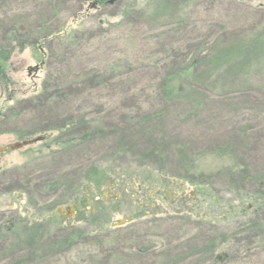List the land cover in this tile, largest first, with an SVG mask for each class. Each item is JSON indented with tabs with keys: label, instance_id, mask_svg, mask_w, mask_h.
I'll return each instance as SVG.
<instances>
[{
	"label": "rangeland",
	"instance_id": "obj_1",
	"mask_svg": "<svg viewBox=\"0 0 264 264\" xmlns=\"http://www.w3.org/2000/svg\"><path fill=\"white\" fill-rule=\"evenodd\" d=\"M88 1L0 0V49H11L0 63V148L31 142L0 158V228L83 199L102 236L50 255L46 241L30 255L3 237L0 264H264L243 232L264 223L249 213L256 182L264 185V61L235 74L208 67L264 27V0H116L86 12ZM156 8L165 15L144 26ZM169 65L196 68L201 98L172 104L154 124L159 137L134 133Z\"/></svg>",
	"mask_w": 264,
	"mask_h": 264
},
{
	"label": "trees",
	"instance_id": "obj_2",
	"mask_svg": "<svg viewBox=\"0 0 264 264\" xmlns=\"http://www.w3.org/2000/svg\"><path fill=\"white\" fill-rule=\"evenodd\" d=\"M82 1L84 2L88 0H82ZM176 1L178 0H159L157 7L166 8L168 5L173 4ZM158 8L154 9L148 15H144L145 18L143 23L144 26L149 27L150 25H152L151 23L155 21L159 16L165 15ZM33 45L34 43H31L30 47H32ZM36 49L38 52L39 48H35V50ZM10 54H11L10 48L7 47L5 49L3 48L0 49V63H6L9 59ZM208 60H209L208 67H212L214 73H219L220 71H222V68L226 67V70L224 72L228 74H235L237 71L242 72L243 67L248 66L249 62L254 63V65H256L261 61L263 62L264 61V27L259 30L258 34L253 39L248 38L247 40L236 46L230 44L226 48L222 49L219 55L209 56ZM197 63L198 62L196 60V64ZM40 64L42 65V63ZM196 72L198 71L196 70V68L193 69L192 65L189 68H181L180 65H175V66L169 65L168 71L167 72L164 71L162 75V81L159 87L157 89H153L148 92V99L152 101H146L145 104L149 110V115L146 121L137 122L134 120V122L136 123L134 125L135 128L131 131H133L134 133H139L142 136L147 135V137L150 136L154 138L159 137L160 135H157L158 131L155 130L154 124L158 123V121L167 113V110L172 104L181 102L180 99L186 97V95H189V97L193 99L191 101H197V99L201 98V95L196 92L198 90L196 88L191 87L192 84L195 85L194 75L196 74ZM208 75L209 73L203 74V78L207 77ZM208 80H209L208 78L205 79L206 82H208ZM155 106H158L161 109L165 108L163 109L165 111L163 112V110H161L151 113L150 109ZM150 128H151V132H150ZM121 150H122V145H118V150L116 151L118 153L115 155L114 159L112 160L113 163H115L116 160L120 158L119 152ZM150 151H151L150 155L153 157V160L158 159V161H161V153L157 150V146L155 144H151ZM212 155H214L215 157H220V156H224L225 154L224 151L217 150L214 151ZM107 172L109 174H113L109 170H107ZM130 176L131 175H129L128 177ZM136 177L140 178L137 175ZM143 177L145 176L143 175L141 178ZM228 178L229 180H231L232 174L229 173ZM234 178L239 180L241 179V176ZM162 179L163 181H166L164 180L165 179L164 175H162ZM129 181L130 180H128L127 182ZM163 183L165 182L162 181L160 182V178H159V183L157 182V185L161 186ZM256 183L257 184H255L253 188L255 191L254 195L250 197L249 205L252 207V210L249 209V213L254 211L253 214L255 215V218L258 221L257 212L264 211V185L259 184L258 181ZM96 186H99V184H96ZM201 186L203 187L204 192L198 187L199 189L197 191V195L206 196L207 195L206 193H208V191L204 189L203 185ZM247 187L249 188V185H247ZM163 196L164 198H166L164 194ZM102 204L103 202L102 203L100 202L98 203L97 206H95L96 211L97 213L99 211V213L102 214L105 212V214L107 215L108 213L107 209L104 208ZM244 210H248V208L246 209L244 208ZM91 223L92 224L97 223V218L95 216L91 219ZM254 224H257L259 226H256ZM25 227H26V223L21 218L11 219L9 222H5L3 226H1L0 228V241L2 240L3 237L4 238L7 237L9 238L8 243L13 241L14 244L18 243V246L22 248L25 246L24 249H27L28 251L30 249L31 251L29 252V254L32 255V253H35V248L33 247V245L37 243V240L34 239L37 237V235L35 233L25 232L24 231ZM243 230L246 236L245 237L246 243L249 242V235L253 233L256 236V237L254 236V238H257L256 243L257 244L263 243L264 223L258 224L254 220H250L245 225ZM95 234L97 233L95 232ZM81 236H82L81 234H76L74 232L73 234L68 235L64 244L78 241L81 238ZM29 239H30V243L28 242ZM237 250H240V248H238Z\"/></svg>",
	"mask_w": 264,
	"mask_h": 264
},
{
	"label": "flooded vegetation",
	"instance_id": "obj_3",
	"mask_svg": "<svg viewBox=\"0 0 264 264\" xmlns=\"http://www.w3.org/2000/svg\"><path fill=\"white\" fill-rule=\"evenodd\" d=\"M110 1L111 3L109 5L114 4L116 2V0H89L88 2H90V6L93 9H98L101 6L106 5ZM28 77L29 75L27 74V78ZM22 137L21 136L18 137L17 142H15L13 145L0 148V150H3L0 152V158H2L4 155L11 154L13 152H16L20 149L29 146L31 142L23 141ZM3 168L4 166L0 167V170H2ZM88 198L90 203H96V202L98 203V199H94L92 193L88 194ZM82 200L83 199L80 200L71 199L68 203L56 205L54 209L47 210L46 213H42L36 219L27 215L23 219L26 223V227L24 231L27 233L30 232L35 233L37 237L34 239L37 240V244L46 241L44 243V250L49 252V255L51 254V251L55 252L56 250H59V247L62 244L67 246V243L64 244L66 239L62 243L60 242V239L57 240L60 237V235L63 233L67 235L73 234L74 232L76 234H81L82 236L80 239H83L84 237L90 238L91 235L95 234V232L102 236L103 232L95 231L93 227H91L93 225L91 223V219L93 218V213L89 214V211L85 208V207H89V202ZM105 208H109V206H106ZM249 209L252 210V207L249 206ZM61 213H63V215ZM257 213L262 215L264 212L258 211ZM9 221L10 220H7L6 222ZM80 224L85 225L87 231L78 227ZM112 228L114 229V231H116L119 228H121V226H115ZM253 234L249 235V246H250L249 251L250 252L253 251L254 246L260 247L264 250V241L261 244H257L256 243L257 238H254L255 234L254 235ZM28 242L30 243V239L28 240ZM74 243H76V241ZM74 243H68V244L72 246V244ZM52 254L54 255L56 253H52Z\"/></svg>",
	"mask_w": 264,
	"mask_h": 264
},
{
	"label": "water",
	"instance_id": "obj_4",
	"mask_svg": "<svg viewBox=\"0 0 264 264\" xmlns=\"http://www.w3.org/2000/svg\"><path fill=\"white\" fill-rule=\"evenodd\" d=\"M111 3V2H110ZM37 69H38V67L36 66V67H33V68H28L27 69V74L30 76V73L31 72H36L37 71ZM25 145V144H24ZM1 151H3V150H0V152Z\"/></svg>",
	"mask_w": 264,
	"mask_h": 264
}]
</instances>
